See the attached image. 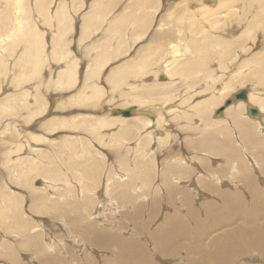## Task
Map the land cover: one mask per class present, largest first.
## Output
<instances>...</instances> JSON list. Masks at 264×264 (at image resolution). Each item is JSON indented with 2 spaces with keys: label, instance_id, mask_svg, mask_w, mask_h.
<instances>
[{
  "label": "bare ground",
  "instance_id": "6f19581e",
  "mask_svg": "<svg viewBox=\"0 0 264 264\" xmlns=\"http://www.w3.org/2000/svg\"><path fill=\"white\" fill-rule=\"evenodd\" d=\"M121 1L0 0V169L6 170L10 181L33 193L29 199L27 189L21 187L20 192L7 189L4 196L0 194V249L5 248L12 259L29 246H37L44 236L43 249L54 251V245H64V239H57L49 230L42 235L48 221L42 228V217L35 218L36 223L31 216H52L53 211L71 210L78 217L73 219L68 213V220L81 232L80 239L85 237L95 244L91 247L98 245V249L110 253L109 257L102 254L101 260L108 257L104 264H157L148 248L163 258L184 257L182 264H233L237 260L232 258H241L251 249L256 258L242 259L241 263L264 264V186L259 183L264 181V45L259 48L264 34V0H124L122 8L115 11ZM233 18L238 22L232 27L229 23ZM74 31L80 42L100 31L103 34L86 44L84 56L79 58L72 54ZM142 39L145 41L140 44ZM134 46L133 55H128ZM119 52L123 59L110 66ZM106 68L107 80H103L109 84L110 93L101 84L100 76ZM78 81L81 83L76 88ZM241 90L247 91L246 99L234 98ZM105 94L109 96L107 100ZM229 98L231 103L214 116ZM128 108L132 111L129 116L119 112ZM249 108H255L258 114L249 115ZM119 126L121 132L117 130ZM132 133L135 139L130 142ZM59 136L63 138L56 141ZM91 137H97L100 143H116L117 148L127 144L135 154L133 162L149 176L152 170L159 177L155 187L163 183L161 191L165 194L156 205L160 208L164 202L173 209L159 214L160 222L151 230L145 228V238H134L142 216L136 226L137 219L129 214V221L123 216L135 227L129 237L111 235L116 229L103 233L93 221L83 223L86 217L82 210L85 208L86 212L90 194L96 193L99 186H106L110 181L106 175L112 174L110 164L101 172L103 180H96L100 172L97 173L98 165L93 164L101 158L92 152ZM52 143L57 144V149L47 146ZM175 150L190 157H182ZM245 155L249 156V163ZM225 161L231 164L228 170L224 165L219 167ZM69 167L74 171L71 176L67 173ZM183 180L185 184L172 189ZM13 182L10 184L15 185ZM132 183L135 185L136 181ZM187 186L193 187L194 194L186 191ZM242 189L247 197H243ZM157 191L155 196L160 192ZM203 195L209 196L204 198L206 205L196 209L194 199ZM211 195L218 202L210 201ZM123 196H118L119 201ZM250 197L254 201L251 208ZM25 198L30 201L26 211L22 209ZM31 201H37L36 205L32 207ZM128 206L135 209L133 200ZM154 208L153 205L151 211ZM141 209L138 206L136 211L145 214L146 210ZM150 217L146 218L148 222ZM210 228L214 229L206 236ZM103 229L107 230L104 225ZM39 254L40 261L35 263L62 262L57 253ZM92 258L97 264V258ZM13 260L19 264L16 257Z\"/></svg>",
  "mask_w": 264,
  "mask_h": 264
},
{
  "label": "rangeland",
  "instance_id": "374dc122",
  "mask_svg": "<svg viewBox=\"0 0 264 264\" xmlns=\"http://www.w3.org/2000/svg\"><path fill=\"white\" fill-rule=\"evenodd\" d=\"M56 1H58V0H56ZM65 1H68V0H65ZM89 1H91V0H86V2L85 3H89ZM123 1L124 0H122L121 2H119L117 5V7L115 8V11H118V10H120L121 8H122V6H123V4L126 2V0H125V2L123 3ZM191 2H194V3H196L197 2V0H191ZM56 3V2H55ZM54 4V3H53ZM86 6V4L84 5V7ZM254 7V6H253ZM53 8V7H52ZM86 10H89V6H88V9H86ZM76 17H79V14L77 13L76 14ZM233 17H235V16H233ZM236 19V20H235ZM235 23H234V22ZM237 22H238V19L237 18H233L231 21H230V23H229V25L230 26H234V25H237ZM232 24V25H231ZM239 25V24H238ZM232 26V27H233ZM240 26V25H239ZM237 28H238V26H236ZM77 31H78V29L77 28H75ZM101 32V31H100ZM100 32H98L96 35H94V36H91V38H90V40L89 39H85V41L83 40L82 42H80L79 41V39H78V36H76V35H78V34H76V31H74V34H75V36H72V38H71V48H74L73 50H74V52L72 53L73 55H75V54H77V55H79V58H83V56H84V52H82L83 50H85V45L87 44H89L90 42H91V40L92 39H97V38H101V36H102V34L103 33H100ZM99 37H98V36ZM96 36V37H95ZM74 38V39H73ZM175 38V37H174ZM74 40H76V41H74ZM145 41V39H142L141 41H140V44L142 43V42H144ZM84 42H86V43H84ZM74 44H76L75 46H74ZM83 44V46H80V45H82ZM135 45H139V42L138 43H136ZM264 45V34H262L261 35V41H260V43H259V48L260 47H262ZM128 46V45H127ZM81 47H82V50H81ZM83 47H84V49H83ZM134 48H136L135 46L134 47H132L130 50H129V53H128V55H133V53H131V52H133V50H134ZM78 52H79V54H78ZM80 54H82V55H80ZM119 54H120V52H119ZM117 55V56H113V59H112V63L110 64V66H112L114 63H116V62H120L122 59H123V57L124 56H122L121 54L120 55ZM90 55L91 56H93L92 55V52H90ZM127 55V56H128ZM89 56V55H88ZM120 56V57H119ZM127 56H125V57H127ZM115 57V58H114ZM85 59L87 60L88 59V57H86L85 56ZM118 62V63H119ZM232 67H230V69H231ZM47 70V69H46ZM107 70V71H106ZM108 70H109V68H106L103 72H102V74H101V79H102V81H101V79H100V81H101V84L104 86V89L107 91L106 93H110V86H109V84H107L105 81L107 80L106 78L104 79V77H106L107 76V74H108ZM106 73V74H105ZM105 81H104V80ZM45 83H46V81H45ZM79 83H81V82H79L78 81V83H77V86H76V88L77 87H79L80 85H79ZM243 87V86H242ZM75 88V89H76ZM108 88V89H107ZM239 88H241V86H239ZM77 90V89H76ZM45 91V89H43L42 90V92H44ZM115 92V91H114ZM116 94L118 95V92H116ZM106 98V99H105ZM105 100H107L108 98H109V96L107 95V94H105ZM52 107H53V105H52ZM54 108V107H53ZM173 123H175V122H171V124H173ZM117 130H120L119 132H121V127L119 126V129H117ZM77 134H79V133H76V135ZM131 135V137H129V138H132V140H128V141H133L134 139H135V135L132 133V134H130ZM120 137L122 136V135H119ZM60 138H63L62 136H59V137H55V140L56 141H58V140H61ZM91 138H93L91 141H92V143H90V145H91V149H92V152L95 154V155H97L99 158H101L98 162L100 163H96V164H93V167H94V165L95 166H97V173H99L100 172V174H98L99 176L96 178V180H98V178L100 179V180H103V178H102V173L101 172H103V169H104V167H106V166H110V164H111V166L109 167V168H111V170H109L112 174H111V176L110 177H113L112 179L109 177V174L107 173V178H109V179H107L106 178V180H110L109 182H108V184L106 185V186H99L98 188H97V191H96V193H94V194H90L91 196H90V202H89V205H88V208H92L91 209V211H90V209L89 210H87L88 208H87V206H86V212H85V208L82 210V214H83V216H84V218H85V220L83 221V223L86 225V224H90L92 221L94 222V224L93 223H91V224H93V225H95V227H96V229H99L100 231H102L103 233H106V234H110L111 232H113V230H115L116 229V233H111V235H117V233L119 234L120 233V235L119 236H123V237H129L130 235H132L133 233H134V230H135V227H133V223H130L129 221H131V219L130 218H132L133 217V219H137V221L135 222V225L134 226H136V224H138V223H140L141 222V216H142V219L143 220H146V218L147 217H149L150 215H151V217H150V219H149V222H148V220H146V221H143L142 220V223H141V229L139 228L138 230L139 231H141V232H139L138 230L135 232L136 234H134V238L135 239H138V238H145L146 237V232H147V230H149L150 228L152 229V227H155L156 225H158L159 224V222H160V219H161V216L159 217V214H162V212L164 213V211L167 209V208H172L173 209V207L171 206H169V204H166V203H162V205L160 206V208H158L157 207V205H156V203L158 202V200L159 199H162L164 196H163V193L165 194V192H163V191H161V189H162V185H163V183L161 184V186H159L158 188H156L155 186L160 182V180H159V177L157 176V175H155L154 173H153V171L151 170L150 171V176L146 173V172H143V170H142V168L140 167V166H138V165H136V163L135 162H133V160H134V153L132 152V148H129V147H127L126 145L124 146L123 144L121 145V146H119L118 148H117V144L116 143H114V144H112V145H114V146H112L111 145V143H109V142H103V143H100L99 142V140L97 139V137H91ZM123 138V137H122ZM95 142V143H94ZM106 143V144H105ZM109 143V144H108ZM100 144H102V145H100ZM47 144H42L41 145V147H43V148H48V147H50V145H51V147L52 148H54L55 147V149H57V144L56 143H54V146H52L53 145V143L52 144H49V145H47ZM96 145V146H95ZM101 146H103V147H101ZM104 146H106L105 148L106 149H104ZM108 146V147H107ZM112 150H111V149ZM116 148V149H115ZM127 148H128V150H127ZM7 149V148H6ZM95 149V150H94ZM108 149V150H107ZM119 149V150H118ZM121 149V150H120ZM116 150H118V151H116ZM95 151H97V152H95ZM106 151H108V152H106ZM121 151V152H120ZM249 151V150H248ZM116 152V153H115ZM118 152V153H117ZM251 152H253V151H251ZM255 152V151H254ZM0 153H1V151H0ZM99 153V154H98ZM113 153H114V155H113ZM130 153V154H129ZM175 153H178V154H180V156H182V157H186L187 156V158L188 157H190V156H188V155H186V154H184L182 151H176L175 150ZM101 154V156H103V158L101 157V156H99ZM133 154V155H132ZM249 154V153H248ZM110 156V157H109ZM118 156V157H117ZM129 156V157H128ZM246 157V159H247V161H248V163H249V161L250 160H248V158L247 157H249L248 155H245ZM2 158H3V156L2 155H0V159L2 160ZM106 158H108V159H106ZM118 158V159H117ZM106 159V160H105ZM166 159H168V157L167 158H165L164 159V161H166ZM46 160V159H45ZM132 160V161H131ZM101 161H103V163L101 162ZM106 163H105V162ZM111 161V162H110ZM123 161V162H122ZM132 162V163H129V165H128V162ZM122 162V163H121ZM156 162V164L158 165V162L157 161H155ZM163 162V161H162ZM226 162H228V161H225V164L223 163L222 165H220L219 167H222L223 165L226 167V169L228 170L229 168H227V167H230L229 165H231V164H229V163H227L226 164ZM46 163H48V162H46ZM105 163V164H104ZM116 163V164H115ZM125 163V164H124ZM102 164H103V166H102ZM107 164V165H106ZM123 164V165H122ZM125 165L126 166H128V167H125ZM211 165H212V163H211ZM227 165V166H226ZM113 166V167H112ZM124 166V167H123ZM72 167V169L74 168L75 169V167H73V166H71ZM144 167H147V165H145ZM219 167H217V168H219ZM99 168V169H98ZM114 168V169H113ZM134 168V169H133ZM216 168V169H217ZM72 169H70V167H69V169H68V171H67V173H69L70 174V176L71 175H73V172H72ZM73 169V170H74ZM102 169V170H101ZM122 169H124V171H127V172H123V170ZM128 169V170H127ZM130 169L132 170V171H130ZM135 170V171H134ZM99 171V172H98ZM108 171V172H109ZM118 171H119V174H118ZM130 171V172H129ZM251 171V170H250ZM71 172H72V174H71ZM109 172V173H110ZM219 172V171H218ZM1 173H2V175H1ZM122 175H121V174ZM128 173V174H127ZM138 173V174H137ZM143 173H145V175H143ZM228 173V172H227ZM226 173V174H227ZM252 173V176H254V178H257V176H255L254 174H253V172H251ZM7 174V172H6V170H3V169H0V187H1V189H0V194L2 195V196H4V194L3 193H6L7 192V189H8V191H9V189L11 190V191H13V192H15V191H21V187H22V189L24 188V191L28 188V187H24V186H20V185H17V184H15L12 180L10 181V177H9V175L6 177L5 175ZM118 174V175H117ZM142 176H141V175ZM154 176H153V175ZM125 175V176H124ZM130 175V176H129ZM137 175H139V176H137ZM152 175V176H151ZM220 175L221 176H223L224 174H221L220 173ZM131 176H132V178H131ZM144 176H147V177H144ZM226 176V175H225ZM135 177V178H134ZM102 178V179H101ZM116 178V179H115ZM129 178V179H128ZM131 178V179H130ZM138 178V179H137ZM143 178H145V179H143ZM154 178V179H153ZM7 179V180H6ZM126 179V180H125ZM134 179V181H132ZM151 179V181L149 182V180ZM5 181L4 183H3V181ZM73 180H75V178L73 179ZM105 180V179H104ZM119 181V182H116V181ZM130 182H129V181ZM138 180V181H137ZM140 180V181H139ZM207 180V179H206ZM9 181V182H8ZM113 181V182H112ZM123 181V182H122ZM135 181H136V183H135ZM155 183H154V182ZM1 182L3 183V185L1 184ZM14 183L15 185H11L10 183ZM89 183H90V181H88ZM102 182V181H101ZM127 182V183H126ZM129 182V183H128ZM132 182H134L135 183V185H132L133 183ZM184 182H186V180H183V183L182 182H179V183H177L178 185H176L175 187H173L172 186V189L173 190H175V189H177V187L178 186H180V185H182V184H185ZM259 182V181H258ZM6 183V184H5ZM111 183V184H110ZM116 183L118 184V185H116ZM141 183V184H140ZM262 186H264V181H262V180H260V182H259ZM113 184V185H112ZM120 184V185H119ZM131 184V185H130ZM10 187H8V186ZM17 185V186H16ZM33 185V184H32ZM91 185V184H90ZM127 185V186H126ZM194 185V184H193ZM6 186V187H5ZM111 188H110V187ZM114 186H115V188H114ZM120 187V188H118V187ZM123 186V187H122ZM125 186H126V188H125ZM129 186V187H128ZM135 188H134V187ZM152 186V187H151ZM18 187V188H17ZM31 187V186H30ZM29 187V188H30ZM103 189H102V188ZM231 187H234V188H236L235 186H233V185H231ZM6 190H5V189ZM12 188V189H11ZM115 190H114V189ZM117 188V189H116ZM152 188V189H151ZM153 188H155V189H157V190H153ZM189 188V189H188ZM193 188V187H192ZM192 188L190 187V186H187V189L188 190H186V191H190V192H193V190H192ZM20 189V190H19ZM109 189L111 190V191H113V194H111L112 192L111 191H109ZM113 189V190H112ZM120 189V190H119ZM121 189H123V190H121ZM151 189V190H150ZM102 190V191H101ZM103 190H105V191H103ZM119 190V192L117 193V191ZM128 190V191H127ZM150 190V191H149ZM153 190V191H152ZM243 190V189H242ZM6 191V192H5ZM125 191H127V193L125 192ZM140 191H141V193H140ZM150 192V194H151V196H150V198L152 197V196H154V199H152V200H150V198H149V193L148 192ZM156 191L157 192H159L156 196H155V194H156ZM207 191V190H206ZM26 192H28V195H29V199H30V196H32L31 195V193H32V191L30 190V189H27L26 190ZM106 192V193H105ZM124 192V193H123ZM131 193V195H129L130 193ZM147 192V194H145ZM155 192V193H154ZM243 194H244V196L243 197H247V195L245 194L246 192L243 190ZM99 193V194H98ZM105 193V194H104ZM108 193H110V194H108ZM115 193H117L116 195H118L119 197H121V196H123L121 199H120V201H119V197L117 196V197H115ZM128 195V197H127V195ZM133 193V194H132ZM142 193H143V195H142ZM33 194V193H32ZM103 196H102V195ZM121 194V195H120ZM193 194H194V192H193ZM193 194H191V195H193ZM0 195V197L2 198V196ZM95 195V196H94ZM112 196L113 195V197H109V196ZM142 195V196H141ZM190 195V196H191ZM246 195V196H245ZM130 196V197H129ZM143 196H145V197H143ZM146 196H147V198H149V200L146 198ZM105 197H107V198H105ZM116 198L117 200H115V199H113V198ZM126 197V198H125ZM139 199H138V198ZM140 197H143L142 199L140 198ZM201 196H198V197H196L195 199H194V201H196V202H193L195 205H196V207H195V205L193 204V206L196 208V209H198L200 206H202V208L206 205L205 203V199L204 198H208L209 196H206V195H203V200H201L202 198H200ZM211 198L213 197L212 195L210 196ZM132 198V199H131ZM138 199V202H136V199ZM198 198V199H197ZM29 199L28 200H26V198L23 200L24 201V203H22V209L24 210V211H26L25 209L27 208V206H28V203H30V201H29ZM92 199H93V201L94 202H92ZM108 199V200H107ZM123 199H125V200H123ZM140 199H141V202H140ZM129 200L131 201V200H133V205H134V207H135V209L134 208H128L129 206ZM148 200V201H147ZM246 200H248V199H246ZM200 201H202V202H200V203H204V204H200L199 202ZM210 201H212V202H218V200H216L215 198H212V200H210ZM42 203L41 202V200L39 201L38 200V203H37V201L36 202H34V204H33V202L31 201V206L33 207L34 205H36V203H37V205L39 206V210H42V208H41V204L40 203ZM92 202V203H91ZM102 202V203H101ZM124 202H125V204H124ZM145 202H147L148 204H146ZM252 202H254V201H252V197H250L249 198V208H251V203ZM99 203H100V205H99ZM120 203V204H119ZM137 203L139 204V205H137ZM141 203V204H140ZM143 203H145L146 205H147V209L145 208V204H143ZM197 203V204H196ZM24 204V205H23ZM122 204V205H121ZM143 204V205H142ZM152 204V205H151ZM110 205V206H109ZM121 205V206H120ZM127 205V206H126ZM137 205V206H136ZM153 205H154V209L151 211V209H152V207H153ZM168 205V206H167ZM198 205V206H197ZM101 206V207H100ZM138 206L139 207H142V209L143 210H146L145 211V214H143V212H141V214L138 212V211H136L137 209H138ZM149 206V207H148ZM164 208V210L162 209V208ZM179 207H181V206H179ZM101 208V209H100ZM104 208V209H103ZM201 208V207H200ZM100 209V210H99ZM133 209V210H132ZM141 209V211H143ZM150 209V210H149ZM157 209H161L160 211L159 210H157ZM104 210V211H103ZM135 210V212H137V213H135V212H133ZM180 210V209H179ZM61 211V212H60ZM60 211H53L52 213H53V215L51 216V214L50 213H41V214H38V215H32L31 216V218L33 217L34 218V220H35V218H37V219H41L40 217H42V219L43 220H45V221H43L42 219H41V223H43V224H41V226H43V225H45L44 223L46 222V221H48L47 223V225H46V227L47 228H44V226L42 227V228H44L43 230H42V235H44V233H45V231L47 232L48 230V232L49 233H51V234H55V237L57 238V237H59V238H57V239H59V240H62V239H64V241H65V243H64V245L62 244V245H57V246H55L56 244L54 243V242H52V244H55L54 245V248H55V250L54 251H51V249L49 250V249H43V239L42 238H44V236H41L40 238V240H39V244L36 246L35 245V247L34 246H29L26 250H24V251H20L19 253H17V255L16 256H14L13 257V255H12V257L13 258H17V260H18V262H19V264H23V263H25V264H34L35 263V261H40V254L39 253H41V252H46L47 254H48V252H50V255H55L56 253V255H57V257L60 259V261H62V262H60V264H68V261H69V263L70 264H88V262L87 261H89L90 260V262L89 263H91L92 262V260H93V258L91 259V257H93V255H94V258H97L96 260H98L97 262V264H104V261L109 257L108 255H110V253H106L104 250H102V248L101 249H98V247L100 248V246H98V245H96V247H93V246H95V244L93 245L89 240H87L85 237H81V239H80V234H81V232L79 231V230H77L76 229V227H75V225H74V223H72V224H70V222L71 221H69L68 220V215L70 214V216H71V218H76V217H78V215H76V213H72V211L71 210H69V211H67V213L66 212H64L63 210H60ZM89 211H90V213H89ZM95 211V212H94ZM119 211H121V212H119ZM151 211V212H150ZM180 211H182V210H180ZM37 213H40L39 211H36ZM42 212V211H41ZM63 212V213H62ZM122 212H123V214L124 215H122ZM149 212V213H148ZM161 212V213H160ZM5 213V212H4ZM21 213V212H20ZM61 213V214H60ZM66 213V214H65ZM69 213V214H68ZM87 213V214H86ZM97 213V214H96ZM128 213V214H127ZM28 214L30 215V213L28 212ZM55 214H57V216H55ZM58 214H59V216L61 217V218H57L58 217ZM64 215V217H63V215ZM100 214V215H99ZM129 214H130V216H129ZM147 214H148V216H147ZM41 215V216H40ZM43 215V216H42ZM46 215V216H45ZM76 215V216H75ZM107 215H108V217H110L109 218V220H108V217H107ZM119 215V216H118ZM137 215H140L139 216V218H136V216ZM55 216V217H54ZM116 216V217H115ZM118 216V217H117ZM123 216H124V218L125 217H127V220L129 219V221H126V219H123ZM130 218H129V217ZM132 216V217H131ZM146 216V217H145ZM39 217V218H38ZM53 217H54V219H53ZM88 217V218H87ZM120 217V218H119ZM122 217V218H121ZM29 218H30V216H29ZM48 219V220H46V219ZM55 218H57V219H55ZM83 218V219H84ZM94 218V219H93ZM98 218V219H97ZM100 218V219H99ZM114 218V219H113ZM153 218V219H152ZM37 219L35 220V222L37 223ZM51 219V220H50ZM62 219V220H61ZM64 219V220H63ZM65 219H67L66 221H65ZM102 219V220H101ZM110 219H111V221H110ZM148 219V218H147ZM55 222H57V223H53L54 221ZM96 220V221H95ZM99 220V221H98ZM102 222H101V221ZM107 220V221H106ZM119 220H120V222H122L121 220H123L124 221V224H123V222L122 223H120L119 222ZM49 221H50V223H49ZM62 221V222H61ZM132 221H134V220H132ZM155 221V222H154ZM105 222H107V223H105ZM112 222V223H111ZM114 222V223H113ZM121 224V225H123V227H124V229L121 227V225L119 224V223ZM157 222H158V224H157ZM96 223V224H95ZM105 223V224H104ZM109 223H110V226H109ZM152 223H154V224H152ZM56 224V225H55ZM150 224V225H149ZM51 225H52V228H50L51 227ZM61 225V227L63 226H65L64 228L62 227H59ZM96 225H98V226H96ZM99 225H102V226H99ZM103 225H104V228H106L105 230L106 231H104V229L102 230V228H103ZM120 225V226H119ZM152 225V226H151ZM49 226V227H48ZM72 226H74V228L72 227ZM114 228H113V227ZM146 226V227H145ZM151 226V227H150ZM67 227V228H66ZM99 227H101V228H99ZM117 227V228H116ZM128 228L127 229V232L125 233H123V231H126L125 230V228ZM133 227V228H132ZM41 228V229H42ZM69 228V230H67ZM147 230H146V229ZM217 228V227H216ZM64 229V230H63ZM67 231H66V230ZM73 229V230H72ZM118 229V230H117ZM150 229V230H151ZM211 230H209L208 229V231H206L205 232V234H206V236H208V232H212L213 231V229L214 228H210ZM0 230H2L1 228H0ZM56 230V231H55ZM60 230V231H59ZM111 232H110V231ZM143 230V231H142ZM3 231V230H2ZM55 231V232H54ZM58 231V232H57ZM69 231V232H68ZM121 231V232H120ZM54 232V233H53ZM74 232V233H73ZM80 232V234H78ZM142 232H145V233H142ZM70 233V234H69ZM139 233H142V234H140L139 236H137ZM0 234H1V231H0ZM72 234L74 235V238H73V236H72ZM124 234H126V235H124ZM130 234V235H129ZM59 235H61V236H59ZM63 235V236H62ZM76 235V236H75ZM78 235V236H77ZM69 236V237H68ZM118 236V235H117ZM61 237H62V239H61ZM138 237V238H137ZM68 238H69V240H68ZM73 239L72 241L70 240V239ZM78 238V239H77ZM83 239V240H82ZM86 239V240H85ZM77 242H76V241ZM82 242L83 244H81L80 242ZM69 241V242H68ZM71 241V242H70ZM84 241V242H83ZM76 242V243H75ZM79 242V243H78ZM85 242H87V244H85ZM89 242V243H88ZM40 243H41V245H40ZM61 243H63V242H61ZM74 244H76V247H75V245ZM89 244V245H88ZM147 243H145V245H146ZM68 245H70V246H68ZM73 245V246H72ZM81 245V246H80ZM86 245H88L87 247H85ZM91 245H93L92 247H91ZM38 246H41V247H38ZM60 246H63V247H60ZM80 248V249H78V247ZM98 246V247H97ZM36 247H38L37 249H36ZM57 247L59 248V251H58V249H57ZM65 247V248H64ZM67 247H70V248H67ZM72 247V248H71ZM82 247H83V249H82ZM146 247L148 248V244L146 245ZM30 248V249H29ZM34 248V249H33ZM60 248H62V249H60ZM75 248V249H74ZM88 248V249H87ZM92 248V249H91ZM64 249V250H63ZM68 249H70V250H68ZM73 249V250H72ZM86 249V250H85ZM99 251H98V250ZM1 251H0V264H14V260H13V258L11 259L10 258V256H9V254L7 253V255H6V253L5 252H7V251H5V248H1L0 249ZM28 250V251H27ZM32 251V253H31V251ZM68 252H67V251ZM78 250H81V251H78ZM84 252H83V251ZM96 251V252H94L93 253V251ZM101 250V251H100ZM25 251H26V253L27 254H23V253H25ZM29 251H30V253H29ZM55 251H57L56 253H55ZM63 251V252H62ZM71 251V252H70ZM77 251V252H76ZM88 251V252H87ZM91 252V254H93V255H90V252ZM148 251H150V253L152 254V257H153V260L155 259V262L158 264H172V263H175L176 262V264H182V263H185L184 261H186L185 259H184V257H178V255H176L175 257H167V258H163V256L161 257V256H159V254L157 255L155 252H154V249L153 248H148ZM152 251V252H151ZM23 252V253H22ZM58 252H59V254H58ZM83 252V253H82ZM98 252V253H97ZM101 253V255H100V253ZM5 255H4V254ZM30 255H29V254ZM35 253V254H34ZM52 253V254H51ZM55 253V254H54ZM66 253V254H65ZM80 253V254H79ZM104 253V255L105 256H108V257H106V259H105V257L103 256V258L105 259H103V260H101V256H102V254ZM182 253V252H181ZM39 254V255H38ZM61 254H63V255H61ZM90 255V257H89V255ZM21 255V256H20ZM27 255V256H26ZM65 255V256H64ZM73 255V256H72ZM98 255H99V257H98ZM20 256V257H19ZM26 256V257H25ZM84 256V257H83ZM31 257H32V260H30L31 259ZM37 257V258H36ZM64 257V258H63ZM161 257V258H160ZM240 256H235L234 258H232V260L233 261H236L237 260V264L238 263H240V264H243V263H241V262H243V261H241L242 259L244 260V261H247V259L249 260V259H252V260H254L255 258H256V256L254 255V252L251 250V249H247L246 250V252L241 256V258H239ZM248 257H250V258H248ZM3 258V259H2ZM11 260H10V259ZM19 258V259H18ZM22 258V259H21ZM25 258V259H24ZM30 258V259H29ZM76 258V259H75ZM84 258V259H83ZM245 258V259H244ZM24 259V260H23ZM63 259V260H62ZM67 261H66V260ZM74 259V260H73ZM81 259H82V262H81ZM86 259V260H85ZM100 259V260H99ZM163 259H167V261H162ZM175 259V260H174ZM180 259V260H179ZM75 260H77V261H75ZM95 260V261H96ZM173 260V261H172ZM177 260H178V263H177ZM240 260V261H239ZM6 261H8V262H6ZM26 261V262H25ZM29 261V262H28ZM6 262V263H5ZM81 262V263H80ZM101 262H103V263H101ZM154 262V263H155ZM93 263H94V260H93ZM92 263V264H93ZM235 263V262H234ZM233 263V264H234ZM235 263V264H236ZM35 264H40V262H36ZM94 264H96V262L94 263ZM112 264H114V263H112ZM128 264H131V263H128Z\"/></svg>",
  "mask_w": 264,
  "mask_h": 264
},
{
  "label": "water",
  "instance_id": "95a60500",
  "mask_svg": "<svg viewBox=\"0 0 264 264\" xmlns=\"http://www.w3.org/2000/svg\"><path fill=\"white\" fill-rule=\"evenodd\" d=\"M246 93H247V91L246 90H241V91H239L238 93H236L235 94V97L234 98H236V99H246ZM231 101H232V98H229L228 100H226L225 102H224V104H223V106L222 107H220V108H217V110H215V112H214V116H218V114L221 112V110H222V108H225V107H227L230 103H231ZM122 115H124V116H129V115H131V109L130 108H128V109H126V110H123V111H119ZM118 113V112H117ZM258 114V111L255 109V108H249V115H251V116H256ZM36 183L37 184H39L40 183V180H37L36 181Z\"/></svg>",
  "mask_w": 264,
  "mask_h": 264
}]
</instances>
